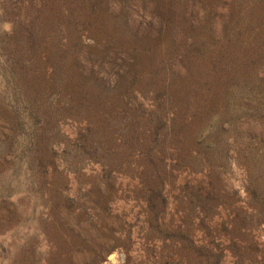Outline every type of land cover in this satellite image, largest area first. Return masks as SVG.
<instances>
[{
	"label": "rangeland",
	"instance_id": "374dc122",
	"mask_svg": "<svg viewBox=\"0 0 264 264\" xmlns=\"http://www.w3.org/2000/svg\"><path fill=\"white\" fill-rule=\"evenodd\" d=\"M112 254L264 264V0H0V264Z\"/></svg>",
	"mask_w": 264,
	"mask_h": 264
},
{
	"label": "bare ground",
	"instance_id": "6f19581e",
	"mask_svg": "<svg viewBox=\"0 0 264 264\" xmlns=\"http://www.w3.org/2000/svg\"><path fill=\"white\" fill-rule=\"evenodd\" d=\"M115 257H116L115 254L110 255V256L108 257L107 261L104 262L103 264H112V263H115V262H116ZM114 260H115V261H114Z\"/></svg>",
	"mask_w": 264,
	"mask_h": 264
}]
</instances>
